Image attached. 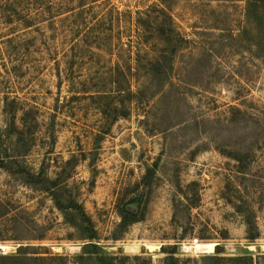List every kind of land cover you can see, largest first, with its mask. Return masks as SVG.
I'll use <instances>...</instances> for the list:
<instances>
[{"label": "rangeland", "instance_id": "obj_1", "mask_svg": "<svg viewBox=\"0 0 264 264\" xmlns=\"http://www.w3.org/2000/svg\"><path fill=\"white\" fill-rule=\"evenodd\" d=\"M246 5L0 0V128L24 123L26 165L67 176L120 264L264 253V13ZM0 197L25 225L0 230L1 255L29 243L90 264L49 194L0 171ZM130 199L143 218L123 231Z\"/></svg>", "mask_w": 264, "mask_h": 264}, {"label": "trees", "instance_id": "obj_2", "mask_svg": "<svg viewBox=\"0 0 264 264\" xmlns=\"http://www.w3.org/2000/svg\"><path fill=\"white\" fill-rule=\"evenodd\" d=\"M263 13L264 0H247L246 17L248 19L258 18ZM126 94L128 97H132L135 93H132L128 88ZM21 121L23 120L21 119ZM9 125L14 131L0 128V171L5 172L9 177H18L25 185L30 186L32 184L36 190L49 194L53 206L61 214L64 222L76 230L81 236L79 239L84 241L82 254L78 256L80 260L87 259L90 264H120L122 257L102 252L100 246L96 243L97 232L93 222L84 207L71 192L70 186L65 181L67 176L59 173L55 179L50 180L43 171L33 172L25 162L27 151L18 147V144L22 141L24 123L22 122L23 128H16L14 117L11 115ZM18 135L19 138H17ZM132 200L127 201L118 213L120 218L119 228L123 231L143 218L142 213L129 208L134 203ZM12 212L10 201L0 197V230L9 228L11 234L22 231L25 227L17 214ZM245 223L247 225V240L249 243H253L259 236L254 219L247 216L245 217ZM39 238L37 237L36 240H42ZM37 250H44L45 252H37ZM140 258L135 256L133 259L139 260ZM66 261V257L52 255L46 252L45 248H36L29 243L19 246L15 253L0 254V264H66ZM219 264H264V253L258 254L255 259L249 255L219 257Z\"/></svg>", "mask_w": 264, "mask_h": 264}]
</instances>
